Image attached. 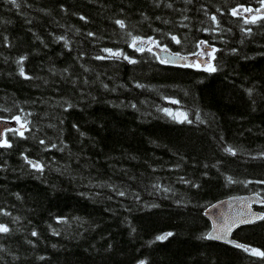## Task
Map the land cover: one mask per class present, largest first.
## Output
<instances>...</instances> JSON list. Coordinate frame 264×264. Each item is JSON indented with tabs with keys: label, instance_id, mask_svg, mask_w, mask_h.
<instances>
[{
	"label": "trees",
	"instance_id": "trees-1",
	"mask_svg": "<svg viewBox=\"0 0 264 264\" xmlns=\"http://www.w3.org/2000/svg\"><path fill=\"white\" fill-rule=\"evenodd\" d=\"M263 8L0 0V264H264V219L233 233L245 251L207 241L203 215L264 200Z\"/></svg>",
	"mask_w": 264,
	"mask_h": 264
},
{
	"label": "water",
	"instance_id": "water-1",
	"mask_svg": "<svg viewBox=\"0 0 264 264\" xmlns=\"http://www.w3.org/2000/svg\"><path fill=\"white\" fill-rule=\"evenodd\" d=\"M263 13L264 8L260 9L258 12L253 11L254 15ZM136 47L140 49L141 45L137 44ZM146 47L147 45H144V48ZM151 50L157 54L159 60L164 64L179 66H196L197 64L204 66L207 64V61L203 59L194 61L191 58L175 55L156 47H152ZM13 125V122L0 120V143L4 142L5 134ZM263 205L264 200L257 194L230 196L211 204L203 211V215L210 225L205 237L211 235L213 238L205 239L232 247L242 245L232 238L233 233L241 227L261 221L262 219L259 217L264 216V213L257 210L256 207L258 208Z\"/></svg>",
	"mask_w": 264,
	"mask_h": 264
},
{
	"label": "snow or ice",
	"instance_id": "snow-or-ice-1",
	"mask_svg": "<svg viewBox=\"0 0 264 264\" xmlns=\"http://www.w3.org/2000/svg\"><path fill=\"white\" fill-rule=\"evenodd\" d=\"M12 2L15 3V0H12ZM261 3L264 4V0H261ZM245 11H249V12H251L252 10H251V9H245ZM231 14H232L233 16H236V15L238 14V10H233ZM212 19L215 20V17H212ZM255 20H256V17L254 16L251 20H245L244 22H245V23H255ZM117 23L120 25L121 28L124 27V24H123L122 21H117ZM249 31H250V30H249ZM172 39L175 40L177 43H179V41L176 39L175 36H173ZM134 42H135V38H134ZM104 51H106V52H111V50H109V49H104ZM113 55L119 56L120 53H113ZM98 58L103 59V57H98ZM125 59H128V57H125ZM130 62H131V63H134L135 61H131V60H130ZM212 70L214 71L215 69H212ZM21 75H23V70H21ZM15 119L17 120V122H19L20 117L17 116ZM21 127H24V125H21ZM21 135H22V133H21ZM42 142H43V141H42ZM0 146H10V145L7 144V141H4L3 144H0ZM226 150L229 151V152H232V149H231V148H228V149H226ZM233 154H234V153H233ZM29 163H32V162L29 161ZM32 166L35 167V168H37V169L40 168V165H39V164H35V163H33ZM259 218H260V219H264V216H261V217H259ZM7 231H8V228H7V227H5V226H3V225H0V232H7ZM33 235H35V232L33 233ZM171 235H172V233L169 232V233H166L165 235L158 236L157 239H158V240H164V239H167V237H169V236H171ZM205 238H207V239H212L213 237H212L211 235H209V236H207V237H205ZM236 246H237V247H242V248H244L245 251H248V249H247L246 247H244L243 245H236ZM252 252H253V254H255V255L264 256V252H259V251L255 250V249H253Z\"/></svg>",
	"mask_w": 264,
	"mask_h": 264
},
{
	"label": "rangeland",
	"instance_id": "rangeland-1",
	"mask_svg": "<svg viewBox=\"0 0 264 264\" xmlns=\"http://www.w3.org/2000/svg\"><path fill=\"white\" fill-rule=\"evenodd\" d=\"M143 44L149 45L147 42H142ZM193 59H211V53L201 49L198 54L195 55ZM172 116H174L176 119L181 120L183 118V114L181 112H171ZM23 127L19 126V130H21Z\"/></svg>",
	"mask_w": 264,
	"mask_h": 264
}]
</instances>
